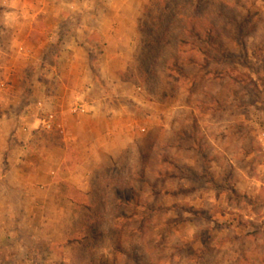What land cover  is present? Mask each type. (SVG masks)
<instances>
[{
    "label": "rangeland",
    "instance_id": "374dc122",
    "mask_svg": "<svg viewBox=\"0 0 264 264\" xmlns=\"http://www.w3.org/2000/svg\"><path fill=\"white\" fill-rule=\"evenodd\" d=\"M111 10L136 15L131 42L89 69L99 95L119 88L129 142L58 224L17 244L0 227V264H264V0H0V111L75 115L60 45Z\"/></svg>",
    "mask_w": 264,
    "mask_h": 264
},
{
    "label": "crops",
    "instance_id": "0c3cea01",
    "mask_svg": "<svg viewBox=\"0 0 264 264\" xmlns=\"http://www.w3.org/2000/svg\"><path fill=\"white\" fill-rule=\"evenodd\" d=\"M90 17L96 20L95 25L91 23L94 27H76L75 38L60 45L66 52L60 59L67 63L72 79L70 86L61 84L56 90L61 94L63 89L62 96L70 95L67 98L84 104L86 113L66 114L57 101L49 98L44 106L46 111H56L57 132L56 136L46 134L39 140L35 132L39 110L0 111V227L6 229L4 240L10 243L21 242L15 231L18 227L58 224L63 211L77 207L66 190L73 186L88 191L87 179L98 164L109 155L114 158L119 148L129 142L119 139L122 131L129 134V128L117 121L121 112L119 88L114 92L106 89L102 95L97 93L96 82L102 81H94L90 74L89 53L100 50L106 65L122 64L124 55L120 51L131 42L136 15L111 10L91 13ZM97 45H101L99 50ZM102 79L108 86L120 82L105 76ZM48 241L52 244L55 239ZM32 258L28 255L25 263L30 264Z\"/></svg>",
    "mask_w": 264,
    "mask_h": 264
},
{
    "label": "built area",
    "instance_id": "2783aa9c",
    "mask_svg": "<svg viewBox=\"0 0 264 264\" xmlns=\"http://www.w3.org/2000/svg\"><path fill=\"white\" fill-rule=\"evenodd\" d=\"M39 105H41V103H39ZM70 112L75 115L86 113L85 105L82 103H75L70 108ZM57 126L58 124H57L55 112L41 110V113L39 114L37 118V125L35 129L36 130L40 129L46 132H50L56 129Z\"/></svg>",
    "mask_w": 264,
    "mask_h": 264
}]
</instances>
